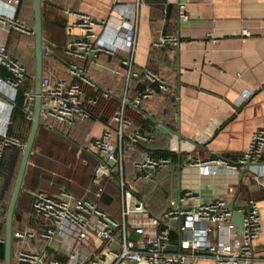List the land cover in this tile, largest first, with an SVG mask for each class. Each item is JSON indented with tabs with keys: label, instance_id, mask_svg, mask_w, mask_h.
<instances>
[{
	"label": "crops",
	"instance_id": "1",
	"mask_svg": "<svg viewBox=\"0 0 264 264\" xmlns=\"http://www.w3.org/2000/svg\"><path fill=\"white\" fill-rule=\"evenodd\" d=\"M117 3L134 5L133 16L125 18L116 11L114 7ZM181 5L184 7L181 8ZM183 10L188 15L184 20L180 17ZM76 13L88 14L99 22L106 21V29L98 28L97 32L107 40L115 37L118 44L124 43L123 37L128 30L121 26V21L126 19L134 27L135 45L131 55L135 69H151L163 76L170 86L169 91L158 92L154 97L143 100L139 108L160 120L170 131L167 134L158 131L146 121L144 114V124L134 121L132 112L139 110L126 101L138 96L141 92L139 86L146 89L152 84L143 77L132 79L127 85L126 67L122 63V59L130 55L126 50H121L116 55L101 54L91 63L81 62L87 77L93 80L85 84V108L89 110L93 106L88 101L94 96L107 101L118 100L120 107L113 112L100 108L98 116L106 118V122L89 117L77 120L72 128H67L66 124H54L53 128H49L41 120L37 137L41 130L46 135L52 133L61 137L80 152L77 157L81 164L88 165L90 159L93 169L90 178H74L71 190L63 183L65 177L61 171L56 173L40 161V158H50L36 150L35 141L23 181V191L20 193L22 215L18 221L14 217L13 253L16 248L15 232L37 225V220L30 216V210L31 193L38 190L54 196L66 187L76 196H86L97 203L99 197L96 192L102 184L105 187L102 196L112 201L108 212L123 222L118 178L102 177L100 182L94 183L97 158L80 151V148L88 146L107 129L112 130L111 141L118 147L120 124L113 117L117 111L124 109L125 117L132 120V125L125 131L128 138L135 130H141L155 138L152 144H140L137 149H132L129 143L125 146L122 144V172L127 183L132 184L134 163L137 160L149 153L158 155L157 153L165 151L172 155L168 156L172 159L170 168L161 171L155 182L134 185L138 195L146 202L147 213L127 216L126 236L138 240L139 236L135 238L137 234L134 232V220L160 217L171 202L179 203L187 190L194 193L193 199L184 202L188 207L221 198L233 202L241 209L248 199H255L260 202L263 213V230L256 244L259 252L256 264H264V188L259 187L252 179H240L223 166L212 165L211 173L203 175L193 165L197 159L209 160L214 156L239 160L252 134L264 128V0H43L46 30L61 22L66 25L65 32L68 35L79 34L77 28L68 29L75 21ZM17 23L24 25L29 32L19 29ZM34 28V0H21L18 6H12L9 0H0V46H6L9 54L31 73L35 70ZM245 28L251 32L249 36L242 34ZM165 34L177 35L178 43L154 46V41ZM45 48L49 49L47 45ZM63 62L67 64L66 60ZM45 66L58 77L78 80L55 55L45 58ZM3 70L5 76L9 77V72L5 68ZM4 88L7 93L10 92L8 86ZM244 93L249 94L247 100L242 99ZM27 96L30 99L34 97V88ZM9 100L8 94L0 92V130L4 128L10 111ZM24 112L26 113L25 107ZM26 114L32 120V112ZM17 147L22 150L24 148ZM34 154L36 158L32 162ZM48 162L54 168L66 167V163L61 160ZM58 170L59 168L56 171ZM122 172L118 169L119 174ZM70 180L72 183L71 178ZM3 183V176L0 175V189ZM232 187L235 190H231ZM12 192L13 189L5 191V194L0 191V236L5 240L6 214ZM233 219L236 221L235 216ZM116 236L117 240L112 243L102 242L92 236L80 241L77 247L79 264H114L111 250H120L124 230L117 232ZM172 237L175 241L176 233ZM100 257L104 262L95 263ZM66 258L67 253L57 242L47 250L49 264L61 263ZM4 261H0V264H5ZM205 263L204 259L199 262ZM122 264L149 263L122 261Z\"/></svg>",
	"mask_w": 264,
	"mask_h": 264
},
{
	"label": "built area",
	"instance_id": "2",
	"mask_svg": "<svg viewBox=\"0 0 264 264\" xmlns=\"http://www.w3.org/2000/svg\"><path fill=\"white\" fill-rule=\"evenodd\" d=\"M21 0H9L12 6H18ZM134 5L117 3L114 7L125 18L132 17ZM184 7L181 5V8ZM16 10V7H14ZM181 19L188 15L181 13ZM122 27L128 30L124 34V43L118 44L114 37L107 40L97 32L98 28L106 29V21L99 22L92 16L76 13L75 21L68 29L77 28L79 34H70L65 54L71 61L67 62L70 72L78 78L67 81L63 78L52 79L50 74L42 79V110L41 120L53 128L54 124H61L72 128L77 120L88 119L90 114L84 106V85L90 83L81 62H92L101 54L116 55L126 50L128 56L122 59L126 67L125 77L127 85L132 79L146 78L152 86L146 87L138 96L129 102L138 108L143 100L154 97L158 92H167L170 86L167 80L151 69H135L131 55L135 45L134 27L129 21L122 20ZM21 30L28 31L21 23L16 24ZM121 27V28H122ZM29 32V31H28ZM70 32V31H69ZM244 36L251 32L245 28ZM118 38L119 35H117ZM178 37L174 34L162 35L154 41V46L163 47L167 44H177ZM4 67L10 74L3 77L0 74V92L9 96L10 111L6 117L5 126L0 130V168L4 153L9 146L24 147L23 142L8 134V127L13 111L17 90L27 74V68L12 57L6 46H0V70ZM119 73V71H116ZM8 86L7 93L4 87ZM248 93H244L243 100H247ZM90 104L96 100L90 98ZM114 120L119 125L118 137L120 145L117 147L112 141V130L107 129L103 135L95 138L88 146L80 151L88 152L97 158L94 171V183L103 177L119 180L122 197L123 222L114 218L108 211L101 209L97 203L89 198L78 197L64 187L58 195H47L41 191L32 192L30 216L37 222L36 226L15 232L16 248L13 253V264H49L47 250L55 242L67 253L66 260L57 264H79L78 243L88 236L96 237L102 242L112 243L117 239L116 233L124 230V239L120 250H111L114 264L147 262L149 264H199L204 259L205 264H256L259 261L257 240L263 230L262 206L255 199H248L244 207L238 209L235 204L225 199H215L209 203H198L188 207L184 202L194 198L192 191L184 192L179 203L171 202L169 208L160 217H149L146 220H134V232L139 235L138 240L128 238L125 234L127 216L147 213L146 202L135 190L143 182H155L157 175L170 168L172 159L168 156L147 154L134 163L135 175L132 184L126 182L123 169L122 144L125 131L132 125V120L125 117L124 109L116 112ZM155 138L141 130H135L129 136V145L134 149L139 144H152ZM119 148V154L114 158V151ZM264 128L255 131L247 148L237 161L227 160L222 156H214L209 160H196L193 165L198 167L201 174L209 175L211 166H223L232 173L252 179L259 187L264 188ZM107 156V158H106ZM116 161L111 167L107 160ZM118 169L122 172L118 173ZM90 188H88V191ZM231 190H235L233 187ZM105 191L100 184L96 192L101 197ZM243 212L242 229L239 230L233 219L234 214ZM176 233L173 241L172 234ZM5 238L0 236V244ZM170 245H178L179 250H169ZM264 258V250H262ZM104 262L98 258L95 263Z\"/></svg>",
	"mask_w": 264,
	"mask_h": 264
},
{
	"label": "trees",
	"instance_id": "3",
	"mask_svg": "<svg viewBox=\"0 0 264 264\" xmlns=\"http://www.w3.org/2000/svg\"><path fill=\"white\" fill-rule=\"evenodd\" d=\"M43 24H44V43L53 52V54H46L44 56V75L50 74L52 79L63 78L70 82L74 81L73 79L58 77L54 73V71L47 69L45 66V58L50 55L51 56L55 55L56 59L59 62H62L64 66L67 67V69L69 70L68 64L63 62L65 60L67 62L71 61V59L65 54V49L69 39V35L65 32L66 25H62L60 22L57 25L55 24L53 26L51 25L46 30L45 21L43 22ZM3 68L4 67L1 68L0 74L1 76L6 77ZM34 74H35V70L32 73L27 70V74L25 78L18 87L16 98L14 100L13 111L11 114V120H10L11 122L8 127V134L14 138L20 139L23 142V144L26 143L28 139V135L32 124V120L28 119L27 114L24 112V107L27 100L29 99L27 94L31 89L35 87ZM84 89H85V85H84ZM139 89L141 92L145 90L142 86H139ZM94 98L96 102L95 104H90L93 106L88 110L90 114V119L92 120L100 119L106 122V118L98 116L101 111L100 108L108 109L110 110V112H113L118 107H120V102L118 100L107 101V100H102L101 99L102 97H97V96H94ZM142 114L143 113L140 110L139 111L133 110L132 112V117L134 121L140 125L144 124L145 122V119ZM128 141L129 138L126 135H124L123 146H125L126 143H128ZM138 147L139 146L137 145L135 148L137 149ZM22 154H23V150L14 145L7 147V149L5 150L3 161L0 168V175L3 176L4 179L3 186L0 189V191L3 192V194H5V191L9 192V190L11 191L12 189H14L15 181L17 178L18 170L22 159ZM157 154L165 155V156L171 155L170 153L165 151ZM21 198H22V194H20L19 196L18 204L16 207L15 221L20 220V216L22 215L21 206H20ZM110 203H112V201L107 200V198H105L104 196H101L97 201L98 206H100L101 209L106 211L110 210V208L112 207ZM4 258H5V244H0V261H4Z\"/></svg>",
	"mask_w": 264,
	"mask_h": 264
},
{
	"label": "water",
	"instance_id": "4",
	"mask_svg": "<svg viewBox=\"0 0 264 264\" xmlns=\"http://www.w3.org/2000/svg\"><path fill=\"white\" fill-rule=\"evenodd\" d=\"M34 17H35V74H34V97L32 99H28L25 104V111L29 113L32 112V125L31 130L27 139V142L23 148L22 159L20 163V167L18 170L17 178L15 181L14 189L12 192L11 200L8 206L7 214H6V240H5V264H12L13 260V242H14V217L15 211L18 203V199L20 193L23 191V181L25 177V173L34 149V144L37 138L38 130L42 124L41 121V110H42V79L44 75V56L46 54H53V52L47 48H45L44 43V26H43V0H34ZM89 82L93 80L88 77ZM130 104L129 102H127ZM140 110L146 118V121L153 127H155L158 131L162 133H168L170 131L165 124H163L160 120L156 119L150 114L145 113L141 108H137ZM119 154V148H116L113 155L116 158ZM107 158V156H106ZM108 164L111 167H114L116 164L115 160L108 159ZM236 221L235 224L239 230V233L242 229V218L243 212H237L234 214ZM138 234L136 235V239L138 238ZM169 250L174 252L179 250L178 245H170Z\"/></svg>",
	"mask_w": 264,
	"mask_h": 264
},
{
	"label": "rangeland",
	"instance_id": "5",
	"mask_svg": "<svg viewBox=\"0 0 264 264\" xmlns=\"http://www.w3.org/2000/svg\"><path fill=\"white\" fill-rule=\"evenodd\" d=\"M36 150L50 158H40V161L44 162L47 167H51L56 173L61 171L62 176L65 177L63 183H65L71 190H73L72 185L74 178L77 176H88L90 178L91 176L93 164L90 162V159L88 160V165H82L81 160L77 157V154L79 156L80 152L78 153V150L74 146L66 143V140L55 134L49 133V135H46L43 130H41L36 140ZM35 158L36 154L33 155L32 162H34ZM55 159L66 163V167H58L59 170L56 171L58 168H54L53 164L48 162H53ZM70 178L72 179V183L70 182Z\"/></svg>",
	"mask_w": 264,
	"mask_h": 264
}]
</instances>
